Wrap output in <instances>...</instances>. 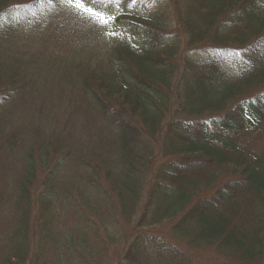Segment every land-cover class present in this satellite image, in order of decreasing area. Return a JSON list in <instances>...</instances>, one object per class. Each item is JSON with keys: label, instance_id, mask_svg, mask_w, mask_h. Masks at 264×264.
Here are the masks:
<instances>
[{"label": "trees", "instance_id": "1", "mask_svg": "<svg viewBox=\"0 0 264 264\" xmlns=\"http://www.w3.org/2000/svg\"><path fill=\"white\" fill-rule=\"evenodd\" d=\"M0 264H264V0H0Z\"/></svg>", "mask_w": 264, "mask_h": 264}, {"label": "snow or ice", "instance_id": "2", "mask_svg": "<svg viewBox=\"0 0 264 264\" xmlns=\"http://www.w3.org/2000/svg\"><path fill=\"white\" fill-rule=\"evenodd\" d=\"M68 3L75 4L77 7H82L84 5V0H67ZM132 2H135V0H132ZM86 11L91 13L94 16H103V13L96 12L91 8H87ZM114 19V18H113Z\"/></svg>", "mask_w": 264, "mask_h": 264}, {"label": "rangeland", "instance_id": "3", "mask_svg": "<svg viewBox=\"0 0 264 264\" xmlns=\"http://www.w3.org/2000/svg\"><path fill=\"white\" fill-rule=\"evenodd\" d=\"M161 228H162V227H161V226H159V227L156 229V231H157V230H160Z\"/></svg>", "mask_w": 264, "mask_h": 264}]
</instances>
